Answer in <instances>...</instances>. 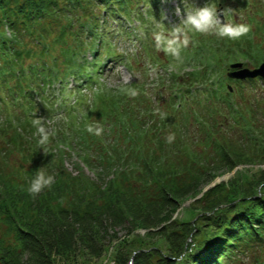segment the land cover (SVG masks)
Masks as SVG:
<instances>
[{"label":"trees","instance_id":"trees-1","mask_svg":"<svg viewBox=\"0 0 264 264\" xmlns=\"http://www.w3.org/2000/svg\"><path fill=\"white\" fill-rule=\"evenodd\" d=\"M142 3L152 9L146 16L140 12L135 16ZM159 3L160 0H0V227L6 236L0 235V264H67L82 251L101 256L106 239L112 237H106L104 221L108 216L114 224L122 220V214L113 209L118 194L128 196L139 209L129 214L131 227L145 229L147 240H152L151 246L134 250H127L121 242L115 256L120 264L130 261L132 264H225L248 252L259 256L260 251L257 264H264V170L254 175H239L236 171L228 185L220 183L202 189L215 174L207 166L212 149L217 152L216 160L225 162L229 171L243 161H253L244 159L247 152L230 148L222 143V138L215 137L217 121L211 112L218 108L223 113L226 106L231 114L238 104L229 89L230 78L220 69L223 61L214 63L216 51L213 52L212 45L202 43L196 50L201 51L196 59V53L190 59L181 56L183 66H193L209 49L203 72H186L195 93L200 87L193 85L202 83V97L196 95L194 100V105L202 108L194 109L207 126L205 133L209 138L207 142L199 139L202 144L196 143L198 150L189 146L190 158L197 165L194 175L198 176H191L192 180L181 187L170 180L164 182L163 173L158 170L168 155L159 156L157 149L171 152L167 149L170 143L163 141L166 131L153 130L130 110L134 101L130 100L133 97L128 91L135 87L140 90L141 86L130 83L120 91L104 89V98H109V103L104 105L107 103L104 98L102 102H93V118L80 113L75 103L65 102V95L75 88L70 85V78L81 83L84 78L92 79L90 69L101 68L102 47H112L111 40L107 41L111 39L107 31L109 20L131 34L122 24L133 25L135 20L139 24L147 22L151 11H154L151 16L160 19ZM213 40L212 37L208 41ZM250 49L252 46H248L249 52L245 49L235 52L251 59ZM213 73L217 77L211 78ZM57 84L59 87L55 89ZM180 91L176 88L175 96L169 98L174 110L173 103L183 96ZM138 96L137 93L134 99ZM65 110L68 116L58 115ZM230 114L222 116L229 118ZM178 116L185 120L192 115L184 111ZM34 118H44L49 139L55 142V146L48 143L43 146L47 155L38 144ZM90 123L102 126L103 135L107 134L105 127L117 125L119 130L114 134L117 127L110 129L114 135H107L101 141L99 136L86 131ZM182 130L183 127L178 129L177 138ZM151 134L156 148L149 154L142 146V136L148 140ZM253 139L250 147H260L264 160V136ZM74 154L81 158L75 163L77 174L66 165L68 157ZM84 166L97 170L96 181L84 178L81 173ZM40 168L54 176L55 181L51 189L45 188L33 198L27 187ZM186 168L171 165L166 179L171 175L176 180ZM111 172L114 175L109 179ZM206 172L203 181L198 179L202 175L204 178ZM132 178L135 182L140 180L141 190L130 184ZM198 194H202L195 200L201 204L198 215L181 223L173 219L181 200ZM150 206L156 207L155 214L144 210ZM56 219L61 223L54 222ZM156 238L163 240V244L157 245Z\"/></svg>","mask_w":264,"mask_h":264},{"label":"rangeland","instance_id":"rangeland-1","mask_svg":"<svg viewBox=\"0 0 264 264\" xmlns=\"http://www.w3.org/2000/svg\"><path fill=\"white\" fill-rule=\"evenodd\" d=\"M206 4L215 5L218 12L231 9V11L227 12L226 16H223V19H221H225L226 22L230 23L246 24L250 26V31L247 35L235 41L227 38H219L215 35L190 32L189 45L187 48L181 49V56L190 59L196 53L195 59L198 58L201 51L196 52V50L201 47L200 45L202 43L208 42L210 47L211 45L214 47L213 52L216 51L215 62H213L216 63V60H222V67H219L221 70L223 68L225 74L229 75L230 72L239 71L243 68H258L261 63L264 62V0H160L158 4V11L161 13L160 19L151 16L154 12L151 11L148 14L147 22L139 24V21L135 20L133 25L128 22L122 24L125 27L124 29H127L131 34H126L123 29H121L123 27L119 23L109 20L107 24H109L110 28L107 31L110 35L108 38L111 39L107 41L111 40L110 45L112 47L106 48L105 45L102 47L100 58L102 65L99 64L101 68L97 70L90 69L89 73L92 79L87 80L88 78H84V81L81 83H76L73 78H70V85L73 87L75 86V88L69 93L70 95H65L66 103H75L80 113L87 114L90 118H93L95 117V109L92 108V104L93 102L98 103L103 101L105 97L104 89L108 88L120 91L122 86L130 83H133L132 85L134 86H141L140 90L143 89L144 92L137 90L136 87L132 90L136 91L139 96L144 95L145 98L140 99L141 97L139 98L138 96L135 99L134 97L130 99L134 101L133 105L131 104L130 106V110L135 117L143 118L145 123L152 127L153 130L158 131L156 128H159L166 131L165 138L163 139L164 142H167L166 137L169 134L174 133L175 139L172 142L174 145L172 146V143H170L168 145L171 147L167 148L169 149L168 151L171 150L169 154L168 152L163 153L159 151L160 148L157 149L159 156H161V154L168 155L166 162L161 163L158 170L163 173L161 175L164 177V182L170 180V183L173 182L175 185H180V187L190 182V179L192 180V178L198 176V174L194 175L195 170H197V165L190 158L191 151L189 146H191L192 149L198 150L199 147L196 143L202 144L199 139H203L207 142L209 138L205 133V127L207 126L202 122L200 119L201 117L195 114L196 110L194 109L199 107V105H194V100L196 95L201 96L202 94V83L193 85H199L200 87L198 88V93H195L196 88L190 86V83L193 81L190 80L191 78H189L186 73L189 71H198L201 74L203 72V69L206 67L205 65L208 64L207 54L209 49L204 52L199 61L195 60L196 63H193V66L190 64L183 66L181 64L183 57L180 61H177L173 57L165 54L162 50L156 49L153 32L177 26L180 23V17L176 12L178 7L181 9V12H183L184 9L191 10L193 7H203ZM150 9H152V7H150L149 4L144 5L142 3L135 12V16H137L139 12L145 15ZM102 27L104 30V26ZM212 37L214 39L213 42L208 41ZM246 44L249 47L252 46V49H250L253 52H250L252 55L251 59L235 52L243 49H245V52H249ZM109 52H115L117 55H110ZM91 58L92 57L88 55V59L91 60ZM237 62L243 63V66L240 68H232L231 64ZM213 77H217V73L211 74V78ZM229 78V89L233 94L232 98L234 102L238 104L237 110L230 114L226 106H224L225 111H223V113H221L218 108H214L211 113H214V119L217 121L215 125L217 136L215 137H217V140L222 138V141H224L222 143L230 148L247 152V156L244 159L253 161H243V163L239 164L234 170L229 171L226 169L225 162L216 160L217 152L212 149V158L208 159L207 166H209V169H211L210 171L215 174L209 183L203 185V191L220 183L228 185L230 180L235 177L236 171L239 175H254L264 170V160L261 156L262 152L261 149H259L260 147H250L252 138H254L253 141H255V138H262V135L264 136V78L261 76H257L255 79L249 77H247L248 79ZM79 84H82V86H79ZM58 87L59 85L57 84L55 89ZM176 88L181 90L180 92L183 96L177 100V103L176 101L173 103L175 104L174 110L172 105H170L169 98L171 99L175 96L174 91ZM239 90H243V93H239ZM123 93L126 95L125 92ZM104 100L107 101V103L104 104L107 106L109 98H104ZM178 103L181 105H178ZM106 106L104 107L106 108ZM199 108L201 109L202 106ZM120 109H122V107H120ZM109 111H111V109ZM184 111H189V114L192 116L185 120H183L184 118L178 119V114ZM223 114H230L229 118H224L222 116ZM58 115H62V117L64 115L68 116L66 110L60 112ZM8 116L11 117L10 115ZM58 120L59 118H56L55 122H58ZM2 123L4 122L2 121ZM61 123L62 122H60L59 125H61ZM241 126L244 127L243 130ZM116 127L117 129L114 134L119 130L117 125H112L109 128L105 127L104 130H106L107 134H101L99 139L104 141L107 135L113 136L114 134L110 129H115ZM181 127H183L185 131H180V136L177 138L178 129ZM50 130H52V127ZM156 131H154V133H156ZM241 132H244V136L241 135ZM211 135H214L213 132H211ZM142 138V146L147 148L146 153L151 154V151L156 148V145L153 144L156 140L152 137V134L151 139L149 138L146 140L144 136H142ZM178 139L181 140L179 141ZM99 143L102 144L100 141ZM48 144L50 146H55V142H51L50 139ZM214 146L216 147V145ZM97 149L100 150L99 147H97ZM208 152L209 151L206 150V153ZM79 161H81V158L78 157V154H74L68 157L66 165L69 167L70 171L77 174L78 170L75 163ZM82 164L83 163H81V165ZM171 165L174 168L179 166L187 167L190 171H186V168L184 172L177 175L176 180H173L171 175L166 179V174H169L168 171L171 169ZM81 173L84 178L88 180H97V170L93 171L84 166ZM113 175L114 174L111 172L107 177L111 179ZM204 175V178L202 175L198 179L203 181L208 173L206 172ZM191 176L193 177L191 178ZM131 180L132 183L136 184L133 185L130 182L136 190L142 189L143 184L140 180L136 179L138 183L135 182L133 178ZM200 196H202V194H198L196 197L182 199L179 209L174 214L173 219L178 223L193 220L200 211L199 206L201 204L195 201ZM113 209H115V213L120 212L122 214V220L124 219L125 221L117 220L118 223L114 224L111 223V219L108 218L109 216L106 221H104L103 227L105 226V229L103 231L107 232L106 237H112L106 239V248H104L102 255L98 257L90 252L82 251L76 256L72 255L73 257L67 264H120L116 261L115 256L117 254V247L121 242L125 244L127 250H134L148 245L151 246L152 240H147L148 235L145 229H134L131 227L129 214L139 209L134 207L132 200H130L128 196L118 194ZM147 209H149V213L156 212V207L154 206H150L144 210L148 211ZM54 222L61 223V220L56 219ZM90 227L94 229V225ZM0 235L6 237L3 227H0ZM7 238L9 241V236ZM155 242L157 245H160L161 243L163 244L164 241L156 238ZM258 252L259 251H257V253ZM261 254L262 252L260 251L259 256H261ZM259 256L258 254L255 255L253 252H248L240 254L237 259L227 261L225 264H257L256 259L260 258ZM129 264H132V261H130Z\"/></svg>","mask_w":264,"mask_h":264},{"label":"clouds","instance_id":"clouds-1","mask_svg":"<svg viewBox=\"0 0 264 264\" xmlns=\"http://www.w3.org/2000/svg\"><path fill=\"white\" fill-rule=\"evenodd\" d=\"M229 11H231V9H225L220 13L213 4H206L203 7H193L191 10L184 9L183 12H181V9L178 7L176 12L180 17V23L170 29L153 32L156 49L162 50L165 54L180 61L182 59L181 49L187 48L189 45L190 32L215 35L219 38H227L233 41L247 35L250 31V26L246 24L230 23L226 22L225 19H221V15L225 17ZM128 95L135 97L137 92L129 90ZM32 124L39 137L38 144L44 150V154L47 155L48 152L43 146L49 142L50 134L44 125V118H34ZM86 131L89 134L100 136L103 133V128L99 124L90 123L86 126ZM174 139V133L166 137L168 143H172ZM54 181V176L47 174L43 168H40L31 179L27 187V192L35 198L45 188L51 189Z\"/></svg>","mask_w":264,"mask_h":264},{"label":"water","instance_id":"water-1","mask_svg":"<svg viewBox=\"0 0 264 264\" xmlns=\"http://www.w3.org/2000/svg\"><path fill=\"white\" fill-rule=\"evenodd\" d=\"M221 18L223 19V15H221ZM242 66H243V63L241 62L231 64L232 68H240ZM229 76L234 77V78H239V79H244L247 77L254 78L257 76H261L264 78V62L261 63V65L258 68H255V69L243 68V69H240L239 71L230 72Z\"/></svg>","mask_w":264,"mask_h":264},{"label":"bare ground","instance_id":"bare-ground-1","mask_svg":"<svg viewBox=\"0 0 264 264\" xmlns=\"http://www.w3.org/2000/svg\"><path fill=\"white\" fill-rule=\"evenodd\" d=\"M228 77H231V76H229V75H227ZM232 78V77H231ZM233 79H235V78H233Z\"/></svg>","mask_w":264,"mask_h":264}]
</instances>
